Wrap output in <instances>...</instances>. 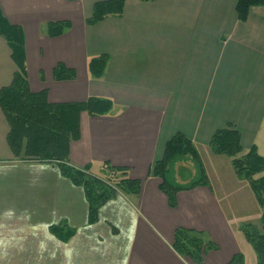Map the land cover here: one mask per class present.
<instances>
[{
	"label": "crops",
	"instance_id": "1",
	"mask_svg": "<svg viewBox=\"0 0 264 264\" xmlns=\"http://www.w3.org/2000/svg\"><path fill=\"white\" fill-rule=\"evenodd\" d=\"M106 1L0 0V10L22 30L31 93L45 91L50 104H113L106 116L80 115L71 166L92 174L103 163L127 168L139 195H118L89 225L83 190L56 165L14 158L0 110V264H190L171 250L177 228L206 233L218 247L203 264H228L240 254L233 219L202 158L209 187L178 193L175 209L150 170L175 134L199 151L228 126L244 154L255 146L264 158V7L251 8L241 23L236 0H127L121 17L87 26L94 5ZM63 21L70 30L47 37L45 25ZM103 55L104 75L93 79L88 62ZM58 64L75 79L54 81ZM15 72L0 38V89ZM220 158L210 157L218 172L227 170Z\"/></svg>",
	"mask_w": 264,
	"mask_h": 264
},
{
	"label": "trees",
	"instance_id": "2",
	"mask_svg": "<svg viewBox=\"0 0 264 264\" xmlns=\"http://www.w3.org/2000/svg\"><path fill=\"white\" fill-rule=\"evenodd\" d=\"M126 1L110 0L95 4L85 24L93 26L108 17H121ZM255 7H264V0H236L235 12L238 22H246L249 11ZM70 28L71 23L63 21L48 23L44 31L47 37L53 39L62 36ZM0 38L5 41L11 52V59L17 67L11 84L0 89V110L9 127L7 145L14 158L22 162L56 165L62 177L83 190L88 206L89 225L97 223L100 209L118 195L137 197L140 182L129 178L127 168L103 163L99 173L92 174L88 167L78 169L69 162L70 144L80 138V115L85 113L90 117L106 116L113 108L112 102L107 99L89 98L83 103L76 104L48 103L45 91L31 93L29 90L22 30L11 25L1 10ZM107 62L108 58L104 55L89 60L87 69L90 77L102 78ZM52 77L56 82L73 81L75 71L58 64L52 71ZM209 149L213 155L226 157L231 161L237 179L248 183L257 204L263 209L264 158L259 156L256 147L252 146L244 154L239 132L228 126L214 133L209 142ZM188 160L193 162L200 176L186 186L170 182L167 174L171 166ZM150 175L161 181L159 190L171 209L177 207L178 193L197 187H209L195 145L180 133L175 134L165 144L163 156L160 161L153 164ZM260 223V231L250 226L243 228L245 238L255 253L256 264H264V212ZM171 250L183 261L203 264L205 257L209 253L217 252L218 247L203 232L177 228L173 234ZM228 264H243L242 256L235 255Z\"/></svg>",
	"mask_w": 264,
	"mask_h": 264
},
{
	"label": "rangeland",
	"instance_id": "3",
	"mask_svg": "<svg viewBox=\"0 0 264 264\" xmlns=\"http://www.w3.org/2000/svg\"><path fill=\"white\" fill-rule=\"evenodd\" d=\"M198 153L204 164L207 166L206 168L211 178V184L216 193L219 194V198L222 200L225 209L229 212V215L232 216L231 220L233 219L234 237L236 241H238L243 264H256L255 253L245 238L243 228L250 226L252 229L260 231L261 216L264 212L263 209L257 204L248 183L237 179L231 166V161L228 158H220L223 161H226L227 170H224V167L221 168V172H218V170H215L214 168L215 163H213L212 160L210 161V157L213 155L210 149H200ZM214 156L215 155H213V157ZM178 163H175L174 166H171L169 169L167 178L170 182L186 186L200 176L199 172L195 170V166L191 160ZM255 179H257V177H255ZM250 231L253 232L252 230ZM184 262L192 264L188 260H184Z\"/></svg>",
	"mask_w": 264,
	"mask_h": 264
}]
</instances>
